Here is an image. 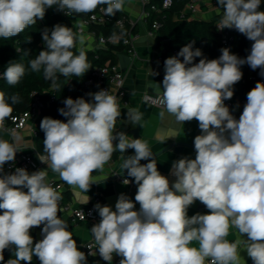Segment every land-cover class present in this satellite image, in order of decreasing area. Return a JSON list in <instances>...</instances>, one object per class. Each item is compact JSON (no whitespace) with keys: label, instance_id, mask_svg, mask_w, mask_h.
<instances>
[{"label":"clouds","instance_id":"1","mask_svg":"<svg viewBox=\"0 0 264 264\" xmlns=\"http://www.w3.org/2000/svg\"><path fill=\"white\" fill-rule=\"evenodd\" d=\"M217 4L223 10L217 29L243 34L253 42L250 54L240 58L222 48L219 58L208 59L200 49L193 50V41L164 61L162 88L155 82L149 86L155 90L153 102L164 108L161 118L167 115L177 125L196 120L201 130L194 138L195 159L182 157L172 163L174 182L158 171L146 140L129 139L125 132L116 131L121 110L108 90L88 93L92 102L83 97L65 99V107L58 111L67 122L51 117L41 121L47 155L39 159L66 184L83 192L98 183L92 173L103 171L115 151H135L122 157L121 168L134 178L139 210L125 194L118 197L115 211L95 205L101 219L91 233L108 264L114 254L121 257L119 264H241V244L253 264H264V82L258 81L247 93L238 120L224 103L232 99L245 63L252 70L260 69L264 77V12L258 11L261 0H217ZM101 5H106L101 9L105 16H115L124 10L125 0H0V38L19 35L43 20L49 8L71 16L93 13ZM169 5L166 0L165 6ZM76 28L62 24L45 28L42 39L47 50L30 61L31 70H43L54 87L57 73L83 77L92 68L83 47V25ZM123 35L122 30L120 37L113 33L111 39L118 42ZM77 43L79 54L73 51ZM197 57L199 62L194 63ZM24 75V65L9 62L3 78L14 86ZM10 99L11 104L0 91V128L12 118V105L20 102L15 94ZM127 120L144 126L136 108L127 110ZM170 137H176L171 129L159 133L162 141ZM18 151L15 140L0 139V174ZM141 160L149 162L142 165ZM46 177L45 170L29 174L25 168L0 175V262L4 251L15 246V258L6 264H31L34 256L40 264H87L68 224L58 216L62 197L46 183ZM127 177L124 185L131 182ZM196 201L209 211L189 217L188 209ZM41 225L43 238L34 244L30 230ZM230 228L247 239L229 242ZM193 241L198 247L191 246ZM89 250L88 255H96L90 246Z\"/></svg>","mask_w":264,"mask_h":264},{"label":"crops","instance_id":"2","mask_svg":"<svg viewBox=\"0 0 264 264\" xmlns=\"http://www.w3.org/2000/svg\"><path fill=\"white\" fill-rule=\"evenodd\" d=\"M218 4H206L201 7L200 15L197 19L192 21L198 22H213V26L222 18V9L218 8ZM264 8V3H261L258 11ZM141 12L139 4L132 0H125L124 10L121 11V16H127L131 19H137ZM81 18L75 17L71 22V27L76 31V25L80 24ZM146 28L142 25H137L133 30L135 39L136 59L131 62L127 71L124 72V89L126 91L125 102L126 105H120L121 116L116 121L122 132H125L129 139H143L146 140L151 148L153 156L157 163L158 171L169 178L170 182L175 181V177L170 174L172 163L182 157H188L195 159L196 152L194 148V138L201 134L198 122L193 120L191 122H185L183 125L175 124L170 117L165 115L160 117V112L164 109L158 108L150 103V100L155 97V90L150 86L151 83H160V70L161 65L157 62V57H166L171 51L169 42L166 39H159L158 35L155 38H149L146 35ZM86 37L84 44L85 53L93 55V58L97 56V52L100 50H106L97 45V41L94 37L88 33L83 34ZM79 51L80 45L76 46ZM118 53V52H117ZM115 52V54L117 55ZM110 62V61H108ZM118 63L117 57L115 62ZM119 64V63H118ZM158 73V75H154ZM235 86H233L234 89ZM237 91V89H235ZM88 93H95L93 90H88L82 93V97L92 102V97L87 95ZM134 93V95L132 94ZM237 94H240L237 91ZM136 108L143 115L142 123L144 126L141 128L139 125L133 126L127 120V110ZM237 112V108H233L231 114L234 116ZM36 125L33 126L29 123L23 130L8 134L0 131V139L9 141L10 143L15 140L19 151L29 152L32 155V165L27 170L29 174L39 170L47 171L46 180H55L60 184L62 189V198L64 202L70 203L73 207H87L92 204L95 197L99 196L100 205L110 206L115 211V204L120 194H125L135 203V194L137 192V185L134 179L129 185H124L117 182L114 176H127V170L121 168L123 163L122 157L131 156L135 154L134 149H128L125 153L115 151L112 154L111 160L104 165L103 171H94L92 173L93 178L98 182L94 183L88 192H83L78 188H74L66 184L60 179L59 175L53 172L48 165L42 162L39 158L40 155L36 152L35 138H36ZM171 129L176 137H170L165 141L159 138V133ZM183 146L180 152L175 151V146ZM37 154V155H36ZM149 160H141L142 165L147 164ZM13 163L7 162L6 164ZM5 164V165H6ZM4 165V166H5ZM5 174L4 172L0 175ZM139 203H135V210H139ZM208 209L199 201H196L188 209V215L191 217L197 213L207 214ZM73 239L76 240L78 249L84 252V246L91 238V229L88 225H79L71 228ZM229 240L234 242L237 239H247V235L241 237L235 228L229 230ZM191 246L198 247V242L193 241ZM241 264H252L253 261L247 255V251L244 250V245L240 246ZM10 258H15L10 255V251L7 250ZM31 264H36V257H33ZM88 264V263H87Z\"/></svg>","mask_w":264,"mask_h":264},{"label":"built area","instance_id":"3","mask_svg":"<svg viewBox=\"0 0 264 264\" xmlns=\"http://www.w3.org/2000/svg\"><path fill=\"white\" fill-rule=\"evenodd\" d=\"M139 4L141 8V12L137 19H131L127 16H121L120 18L114 20L112 16H105L103 11V6H99L97 10L86 18L80 20V24L83 25V34L88 33L90 36L94 37L97 41V45L101 48H120L118 54H124L131 59V62L134 61L137 57L135 50V39L136 37L133 34V30L137 25H142L146 29V35L149 38H155L157 36L158 31L162 28V20L161 19H151V13L161 14L163 11H167L172 6V1L170 0V5L165 6L166 0H163L160 6H150V0H132ZM217 4V0H190L180 12L179 18L181 20H195L200 15L201 7L206 4ZM261 3H264V0H261ZM264 12V8L260 10ZM62 14L69 18L72 22L75 18L72 14L71 16ZM223 15V11L221 13ZM93 17H95L93 19ZM115 23V27L117 29V33H115L118 37H120L121 31L125 33L118 42H113L111 37L113 34H103L98 31L99 28H104L111 24ZM217 22L212 27V31L217 34L219 38V44L221 48H229L231 53L236 54L240 58H246L247 55L250 54L252 41L248 40L243 34L241 37V41L243 45H240L237 36L234 34L232 29H224L218 30L216 26ZM122 26V28H121ZM78 31V29L76 30ZM179 52L176 49L171 50L166 57L158 56L157 62L161 65L160 77H161V88L162 81L164 77V61L172 56H177ZM116 55V56H117ZM219 58L216 57L215 59ZM94 60H97V56L94 57ZM246 65L241 66V69ZM92 66V65H91ZM260 69L252 70L250 67L247 68L245 81L247 84V88L243 90L241 94L233 95L232 99L225 100L224 103L227 107H229L230 111L233 108H237V112L234 117L238 120L240 115L242 114L244 105L247 103V93L255 87V84L260 81L264 82V77L260 74ZM84 79V86L87 90H93L95 93L100 90H108L110 95H114L118 99L119 106L126 105V91L124 89V72L121 70L118 63L106 62L102 66H93L90 68L87 73L82 77ZM45 79V78H44ZM53 88V84L51 82V89ZM36 94V95H35ZM30 103L29 107L25 112L13 115L12 118H8L4 122L3 128H0V131L14 134L21 130H23L29 123H32L33 126L36 125L39 120L42 112L49 106L50 103L54 102V96H51L49 92H37L33 91L30 93ZM156 99V96L150 100V103L154 106L164 109L162 105L156 104L153 101ZM67 122V121H64ZM116 131L119 132L121 129L116 126ZM37 155V154H36ZM47 155V154H46ZM43 155V157H46ZM32 155L29 152L18 151L16 153V157L13 163L6 164L4 166V173L11 174L14 173L16 168H25L28 170L32 165ZM127 176H114V179L123 184L122 180ZM130 181L134 178L127 177ZM50 186L56 189L57 192L60 193L62 197V189L59 183L55 180H46ZM131 183V182H130ZM27 192L26 188L22 189ZM100 197L97 196L93 199L92 204L87 207H73L70 203L64 202L63 198L59 201V209L60 212L58 216L63 219L69 226V230L71 228L77 227L79 225H88L90 229L95 224L99 223L101 217L98 214V211L95 209L96 204H100ZM0 214H3V210H0ZM82 214H84L85 218H82ZM42 227H34L30 230V235L33 237V243L39 242L42 237ZM92 234V233H91ZM229 242V236L226 237ZM89 246L92 251L96 252V255H88ZM98 247L95 243V239L92 235L91 240L85 244L84 253L87 257L88 264H108V262L104 261L98 252ZM121 257L117 255H113L112 264H119V260ZM36 264H40L39 259L36 257ZM206 264H209V261H206ZM253 264V263H252Z\"/></svg>","mask_w":264,"mask_h":264},{"label":"trees","instance_id":"4","mask_svg":"<svg viewBox=\"0 0 264 264\" xmlns=\"http://www.w3.org/2000/svg\"><path fill=\"white\" fill-rule=\"evenodd\" d=\"M163 0H150V6H160ZM172 6L169 10L163 11L161 14L151 13V19H161L162 28L158 31L157 35L159 39H166L169 42L171 50L176 49L178 52L182 47L194 41L193 50L200 49L203 53V57L208 59H215L220 56L221 46L219 44V38L217 34L212 31L213 22H198L181 20L179 18L180 12L184 6L190 0H171ZM104 8L106 5H101ZM97 10V9H96ZM95 10V11H96ZM88 14H73L74 17L86 18ZM114 20L121 17V13L117 12L115 16H112ZM56 24H62L71 27V21L65 17L62 12H59L53 8H49L46 11L43 20H37L35 25L27 27L19 35L10 39L0 38V91L4 92L8 103L11 104L10 97L12 95H18L20 102L12 105V116L25 112L30 103V93L33 91L44 92L47 91L51 96H54V102L42 112L36 127L35 148L36 152L40 155H46L44 152V132L40 128V124L43 118L51 117L53 119H59L61 121H67V118L62 116L58 109L65 107L64 100L67 98L77 99L82 97V93L88 90L84 86V79L82 77L70 76L64 77L57 73L56 86L51 89V80L44 79L43 70L40 72H34L30 68V61L35 59L39 55V52L46 49V44L42 39V32L45 28L51 30ZM99 32L103 34L117 33L115 23L112 22L104 28H99ZM237 36L240 45H243L241 41L242 34L237 30L232 29ZM74 53L79 54L77 48L73 49ZM120 48H106V50H100L97 52V60H94L93 55L86 53L88 62L94 66H102L104 63L110 61L115 62L116 54ZM183 61V57H179ZM200 57L195 58L194 63L199 62ZM11 63H19L25 67V75L21 78L20 82L16 85H9L3 78V73ZM250 66L246 64L241 72L243 73L242 79L234 86V95L237 91L241 94L244 89L247 88L245 81L247 68ZM53 84V83H52ZM237 89V91L235 90ZM8 259H12L8 256L7 249L4 251V261L0 264H6ZM14 259V258H13ZM26 264V262H21Z\"/></svg>","mask_w":264,"mask_h":264},{"label":"water","instance_id":"5","mask_svg":"<svg viewBox=\"0 0 264 264\" xmlns=\"http://www.w3.org/2000/svg\"><path fill=\"white\" fill-rule=\"evenodd\" d=\"M116 57H117V60H118V63H119V66H120L121 70L123 72L127 71L129 65L131 64V59L128 56L124 55V54H118ZM182 148H183V146L176 145L175 146V151L180 152L182 150ZM15 250H16L15 246H13L12 251H10V255L12 257L15 256Z\"/></svg>","mask_w":264,"mask_h":264}]
</instances>
